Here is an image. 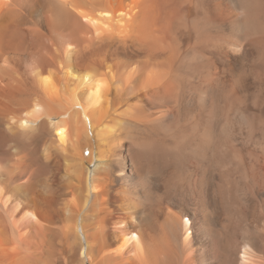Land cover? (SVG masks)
<instances>
[{
  "label": "bare ground",
  "instance_id": "1",
  "mask_svg": "<svg viewBox=\"0 0 264 264\" xmlns=\"http://www.w3.org/2000/svg\"><path fill=\"white\" fill-rule=\"evenodd\" d=\"M0 264H264V0H0Z\"/></svg>",
  "mask_w": 264,
  "mask_h": 264
}]
</instances>
